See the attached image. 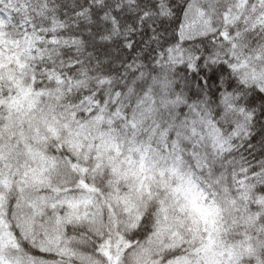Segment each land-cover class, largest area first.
<instances>
[{"label":"snow or ice","instance_id":"1","mask_svg":"<svg viewBox=\"0 0 264 264\" xmlns=\"http://www.w3.org/2000/svg\"><path fill=\"white\" fill-rule=\"evenodd\" d=\"M0 264H264V0H0Z\"/></svg>","mask_w":264,"mask_h":264}]
</instances>
